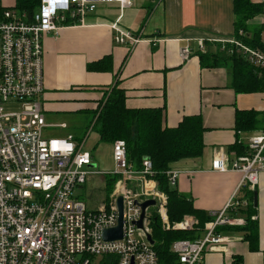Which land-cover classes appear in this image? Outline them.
I'll list each match as a JSON object with an SVG mask.
<instances>
[{
	"label": "built area",
	"instance_id": "2783aa9c",
	"mask_svg": "<svg viewBox=\"0 0 264 264\" xmlns=\"http://www.w3.org/2000/svg\"><path fill=\"white\" fill-rule=\"evenodd\" d=\"M135 0H41L31 15L12 7L0 20V264H159L157 251L148 239L152 235L148 209L143 227L138 225L142 208L137 201L156 199L165 229L194 230L195 215H184L171 222L167 213L168 195L153 178L151 159L135 170L127 158L125 140L113 143V171L93 166L86 143L73 134L47 136L44 115L45 48L48 33L61 26L85 24L88 14L101 4L130 7ZM264 28V13L260 14ZM117 44L133 50L143 40L136 33L112 24ZM221 49L242 53L255 67L264 68V47H251L235 37L216 39ZM264 45V40H263ZM204 51L206 40H198ZM192 52L180 49L183 59ZM66 126L65 123L60 124ZM212 169L234 170L242 174L240 186L224 208L211 212L203 235L196 239H177L171 251L179 264H201L206 251L224 248L233 239L219 231L224 226H243L246 218L238 210L249 205L239 197L241 186L259 184L264 171V127L251 137L247 150L232 162L216 158ZM94 174H117L113 192L106 204L89 210L75 197L76 187L86 184ZM169 182L177 186L180 171L167 170ZM135 184L132 185V182ZM123 196V236L105 239L103 232L119 223L117 198Z\"/></svg>",
	"mask_w": 264,
	"mask_h": 264
},
{
	"label": "crops",
	"instance_id": "0c3cea01",
	"mask_svg": "<svg viewBox=\"0 0 264 264\" xmlns=\"http://www.w3.org/2000/svg\"><path fill=\"white\" fill-rule=\"evenodd\" d=\"M16 3L17 0H0V9L15 7ZM114 22L124 29L142 32V42L133 50L128 44H117ZM234 22V0H135L126 8L116 3L101 4L88 14L85 24L64 25L58 33L46 34L42 102L49 125L45 134L71 133L79 140L87 129L86 124L80 125L81 121L89 116L92 119L104 90L116 83L125 89L129 108H162L163 127H176L185 116L200 114L205 127L203 153L172 162L170 167L180 171L176 188L191 199L202 216L220 211L240 186L242 174L214 170L213 160L226 157L232 162L264 126V88L237 91L231 86L228 65L207 66L201 59L202 53L221 51L216 39L235 36ZM249 25L263 27L260 14ZM200 38L206 40L204 51L198 48ZM186 45L192 52L183 59L180 49ZM107 57L110 59L102 62L104 69H89V65ZM256 68L261 77L264 69ZM242 110H252L257 115L254 128H236L237 112ZM90 137L96 151L94 154L89 149L92 163L102 165L97 170L113 171L114 165L108 167L109 158L114 162L113 144L102 141L96 131L87 140ZM254 192L257 205L253 218L259 222L260 249L251 250L242 231L225 229L221 232L233 240L224 248L206 251L201 264H230L236 255L243 256L244 264H264V171L255 188L241 186L239 197L248 199L250 205L255 203ZM249 205L242 211L246 212ZM242 211L238 215L245 217ZM202 235L203 231L199 237Z\"/></svg>",
	"mask_w": 264,
	"mask_h": 264
},
{
	"label": "trees",
	"instance_id": "16d2710c",
	"mask_svg": "<svg viewBox=\"0 0 264 264\" xmlns=\"http://www.w3.org/2000/svg\"><path fill=\"white\" fill-rule=\"evenodd\" d=\"M40 4L41 0H17L14 8L21 12H27L31 16ZM234 13V37L251 47L263 48V27L252 28L249 21L264 13V3L252 0H234ZM3 17L4 10L0 9V20ZM220 50L209 55L202 53L201 59L204 65H228L231 86L237 91L252 92L264 88V72L260 77L257 68L242 53H229L226 50ZM109 59L107 57L88 67L89 69H104L102 62ZM163 115L162 108H129L126 105L125 89L116 83L111 87V93L106 103L98 111L93 127L104 142L113 143L118 139L125 140L127 158L135 170L143 168L145 158L151 159L155 171L153 178L157 180L159 189L168 195L170 221H179L185 214H195L199 219V225L194 230L166 231L161 227L159 215L155 214L152 218V236L155 240L154 248L158 254L159 264H179V258L171 251L173 241L198 238L205 222L212 217L210 215L202 216L201 212L194 208L191 199L180 193L176 186L170 184L167 170L171 168L172 162L183 158L198 157L203 153L205 127L200 114L185 116L176 127H163ZM256 118L257 115L252 110L238 111L236 128L238 130L254 128L255 122H257ZM261 122L264 123V118ZM245 148L243 147L241 154L246 152L247 148ZM106 177V191L109 197L119 175L106 174ZM246 209V212H243L242 209L238 210V213L242 211L245 214V225L224 226L218 230L242 231L243 239L248 241L250 249L257 251L260 249V229L258 219L253 218L256 213L255 203L253 202ZM230 264H244L243 256L236 255Z\"/></svg>",
	"mask_w": 264,
	"mask_h": 264
},
{
	"label": "rangeland",
	"instance_id": "374dc122",
	"mask_svg": "<svg viewBox=\"0 0 264 264\" xmlns=\"http://www.w3.org/2000/svg\"><path fill=\"white\" fill-rule=\"evenodd\" d=\"M104 91H105L104 97L101 98L98 101V105H97V107L95 109V112H94V115H93L92 119L89 116L86 119H83L84 121H81V124H80V125H82V124L85 125L86 124L87 129L84 132V136L79 138L78 141L81 142V143H83V142L86 143L85 147L88 150L90 149L94 154H96V151L93 150L94 146L92 147V142H91L92 138L90 137L89 140H87V139H88L89 136H92L93 131H95L93 126H94L95 120L97 118L98 111L106 103V101H107V99H108V97H109V95L111 93V88H107ZM89 118H90V120L88 121ZM55 134L56 133L53 132V133H51L49 135L50 136H55ZM108 162H109V166L108 167H112L113 168V165L115 163L113 161H112L113 162L112 163L110 158H109ZM101 166H100V164H94V168H96V169H101L102 168ZM106 178H107L106 175L103 176V175H98V174H94V175L89 176L86 184H84V185H82L80 187H76V189L74 191L75 197H77L78 199L86 202L87 207H88L89 210L98 209L102 205L106 204L108 202V200H109V197H108L107 191H106ZM167 209H168V205H167ZM149 212H151L150 214L148 213V215L150 216V226H151V229H152V232H153V228H152V225H151V222L153 220L152 218H153V216L155 214L159 215V211H158L157 206H155L154 209H152V210H151V207H150ZM167 213H168V210H167ZM159 216H160V219H161V227H162V229L166 230V231L169 230V229H165L163 227V221H162L161 215H159ZM171 230H174V229H171Z\"/></svg>",
	"mask_w": 264,
	"mask_h": 264
},
{
	"label": "water",
	"instance_id": "95a60500",
	"mask_svg": "<svg viewBox=\"0 0 264 264\" xmlns=\"http://www.w3.org/2000/svg\"><path fill=\"white\" fill-rule=\"evenodd\" d=\"M94 165V164H93ZM255 204L257 205V195L255 193ZM137 203L141 206L142 208V215L140 220L138 221V225L140 227H143L144 223V218L146 217L147 209L153 206H156L157 202L156 199L150 198L147 199L143 202L137 201ZM117 204L119 208V223L118 225L107 228L104 230L103 235L105 239H120L123 236V210H124V205H123V196H119L117 198ZM148 239L152 244H155V240L151 234H148Z\"/></svg>",
	"mask_w": 264,
	"mask_h": 264
}]
</instances>
